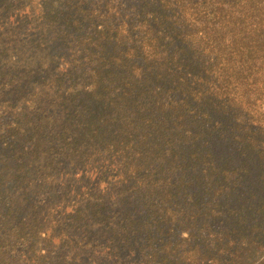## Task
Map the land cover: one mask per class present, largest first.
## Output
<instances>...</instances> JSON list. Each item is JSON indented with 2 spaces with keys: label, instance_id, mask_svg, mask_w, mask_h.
Listing matches in <instances>:
<instances>
[{
  "label": "trees",
  "instance_id": "1",
  "mask_svg": "<svg viewBox=\"0 0 264 264\" xmlns=\"http://www.w3.org/2000/svg\"><path fill=\"white\" fill-rule=\"evenodd\" d=\"M0 264H264V0H0Z\"/></svg>",
  "mask_w": 264,
  "mask_h": 264
}]
</instances>
